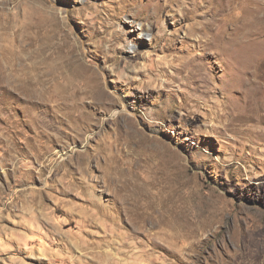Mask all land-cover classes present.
Here are the masks:
<instances>
[{
	"label": "rangeland",
	"instance_id": "rangeland-1",
	"mask_svg": "<svg viewBox=\"0 0 264 264\" xmlns=\"http://www.w3.org/2000/svg\"><path fill=\"white\" fill-rule=\"evenodd\" d=\"M0 264H264V0H0Z\"/></svg>",
	"mask_w": 264,
	"mask_h": 264
}]
</instances>
